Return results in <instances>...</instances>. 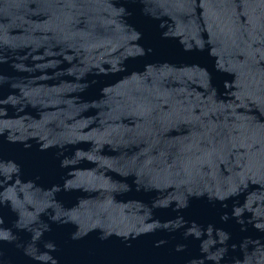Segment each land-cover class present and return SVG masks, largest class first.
<instances>
[{"label":"water","instance_id":"obj_1","mask_svg":"<svg viewBox=\"0 0 264 264\" xmlns=\"http://www.w3.org/2000/svg\"><path fill=\"white\" fill-rule=\"evenodd\" d=\"M0 233V264H264V0H0Z\"/></svg>","mask_w":264,"mask_h":264},{"label":"snow or ice","instance_id":"obj_2","mask_svg":"<svg viewBox=\"0 0 264 264\" xmlns=\"http://www.w3.org/2000/svg\"><path fill=\"white\" fill-rule=\"evenodd\" d=\"M233 87H235L238 91L240 90V85L237 84V85H233ZM4 238V234L0 233V239H3Z\"/></svg>","mask_w":264,"mask_h":264}]
</instances>
